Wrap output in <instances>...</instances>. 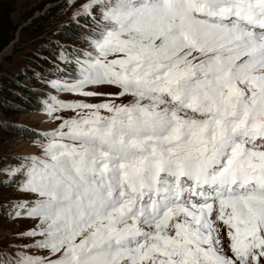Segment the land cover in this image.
Returning a JSON list of instances; mask_svg holds the SVG:
<instances>
[{"label": "snow or ice", "instance_id": "snow-or-ice-1", "mask_svg": "<svg viewBox=\"0 0 264 264\" xmlns=\"http://www.w3.org/2000/svg\"><path fill=\"white\" fill-rule=\"evenodd\" d=\"M74 19L85 47L61 46L50 83L100 102L46 105L76 115L10 170L32 198L7 215L39 223L0 264H262L264 0H87Z\"/></svg>", "mask_w": 264, "mask_h": 264}, {"label": "rangeland", "instance_id": "rangeland-1", "mask_svg": "<svg viewBox=\"0 0 264 264\" xmlns=\"http://www.w3.org/2000/svg\"><path fill=\"white\" fill-rule=\"evenodd\" d=\"M6 1L13 7L10 16L12 21L17 24V29L15 38L0 52V80L14 78V71L20 69V64L24 65L27 62L35 64L36 58H31L35 49L39 56L45 52L50 60L61 64L66 63V60L61 58V46L74 49L85 47L82 38L76 39L73 34L65 30L64 25L76 22L74 14L81 10L87 0H74V3H69L68 0ZM42 70L46 69L42 67ZM47 76L48 78H36L37 86H34L36 89L31 88L27 77L23 78L35 93H48V97L42 99L45 103L44 111H29L23 107H14L6 102L3 103L4 109H0V158L19 157L20 160H23L22 158L25 156L40 155L47 140L42 142L25 138L24 136L28 134L29 130L48 133L59 128L62 121L57 117L76 115L70 109H63L49 115L46 105L55 102L51 97L65 102H100L95 97H83L75 92L59 91L50 82H62L64 78L52 77L49 74ZM109 91H116V89ZM131 99V97L124 100L117 99L116 103H127ZM23 163H18L14 167L10 164H0V181L7 182L6 186L0 187V209L4 208V213H0V248L9 252L15 251L16 245L29 244L33 239H36L20 234L35 228L39 223L38 219L27 217L26 212H21L19 217L7 215L9 212L16 211L12 206L16 201L32 198L19 191L16 182L10 181L12 179L9 175L10 170Z\"/></svg>", "mask_w": 264, "mask_h": 264}, {"label": "trees", "instance_id": "trees-1", "mask_svg": "<svg viewBox=\"0 0 264 264\" xmlns=\"http://www.w3.org/2000/svg\"><path fill=\"white\" fill-rule=\"evenodd\" d=\"M12 9L13 7L8 1H0V52L15 38L17 24L11 19L10 13ZM86 23H90V21L80 19L79 23H77V21L66 23L64 28L68 33L73 34L76 39H81L84 29L80 27V25ZM32 54L33 56L31 58H36L35 64L28 62L24 65L20 64V69L14 71V78L0 80V109H4L2 105L6 102V104L8 103L14 107H23L29 111H44L45 103L42 99L47 98L48 93H35L31 89H36L34 87L37 86L36 78H48L47 74H49V76L52 75V77L64 78L62 73L67 68V62L61 64L54 63L48 58L45 52L41 54L42 56H39L37 49H35ZM72 55L74 56L75 53L73 52ZM71 58L72 57H69V59ZM26 61H28V58H26ZM42 67L46 70H42ZM24 77H27L31 88H29L30 86L24 81ZM24 137L40 141L42 134L37 130H29L28 134ZM6 158H0V164H16L19 162L18 157ZM18 175L19 174H17V177ZM17 177H12L10 181L16 182ZM6 183L7 182H5V184ZM0 213H4V208L0 209Z\"/></svg>", "mask_w": 264, "mask_h": 264}]
</instances>
